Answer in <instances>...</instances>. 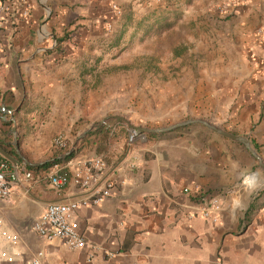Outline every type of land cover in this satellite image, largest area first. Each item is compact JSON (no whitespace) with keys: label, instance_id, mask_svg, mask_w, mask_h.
Here are the masks:
<instances>
[{"label":"crops","instance_id":"obj_1","mask_svg":"<svg viewBox=\"0 0 264 264\" xmlns=\"http://www.w3.org/2000/svg\"><path fill=\"white\" fill-rule=\"evenodd\" d=\"M0 3V148L12 158L0 154L11 172L0 219L18 236L0 251L19 254L0 264H30L36 250L47 264H264V187L243 185L264 171L243 144L189 121L247 136L264 161V0ZM199 45L215 52L208 68L186 62ZM129 126L146 131L128 143ZM96 157L105 168L91 187L49 184L52 165L71 176ZM109 180V197L72 213L86 247L37 235L48 203ZM212 194L216 223L198 211Z\"/></svg>","mask_w":264,"mask_h":264},{"label":"built area","instance_id":"obj_2","mask_svg":"<svg viewBox=\"0 0 264 264\" xmlns=\"http://www.w3.org/2000/svg\"><path fill=\"white\" fill-rule=\"evenodd\" d=\"M227 4L219 7L220 11H224ZM117 10V6H113ZM7 7L0 3V13H5ZM27 13V11H25ZM108 30L111 29V24L107 25ZM137 131L129 129L128 143H132L136 137ZM52 143L57 148H65L67 146V139L63 134H59L52 139ZM105 168V162L102 158L96 157L86 159L77 164L71 176L59 170L58 166L52 165L47 178L48 182L54 188H61L67 185L70 181L78 185L81 189H87L97 179V174ZM11 175L8 164L5 160L0 158V198H4L10 193V184L8 177ZM114 182L109 180L101 188L96 189L91 195H86L78 199L48 203L41 211L38 220L35 222L33 228L37 235L46 240H53L60 238L71 249H81L88 245L86 239L83 237L78 229L77 223L72 219V213L80 207L97 205L105 198L109 197ZM188 192V188L184 189ZM198 211L199 214L216 223L220 218V213L224 208L223 201L217 194H212L208 197H200ZM192 217L193 213L187 214ZM0 239L15 245L18 241V236L12 234L3 228L2 220L0 219ZM95 249V246H91ZM15 250L0 251V258L5 261H13L18 256ZM42 250H36L30 256V264H47L44 260ZM109 256L112 254L108 253ZM93 253L88 254L87 260L90 261Z\"/></svg>","mask_w":264,"mask_h":264},{"label":"water","instance_id":"obj_3","mask_svg":"<svg viewBox=\"0 0 264 264\" xmlns=\"http://www.w3.org/2000/svg\"><path fill=\"white\" fill-rule=\"evenodd\" d=\"M4 109V106L0 107V111ZM189 121H200L203 124H205L206 126H208L209 128L213 129L214 131L218 132L219 134H222L225 137H228L231 140L237 141L241 144H243L245 146V148L249 151V153L255 158V160L257 161V164L259 166V168L261 170L264 171V161L261 157V155L259 154V152L257 151L256 147L253 145V143L250 141V139L247 136H242V135H238V134H234V133H230L227 131H224L220 128H217L214 125L209 124L207 121L205 120H201V119H196V120H189ZM183 124V123H181ZM179 125V124H176ZM175 126V125H173ZM131 129H134L137 131V134H141L142 132H145L146 130H141L140 128L136 127V126H129ZM14 129H12L13 131ZM0 154L3 155L4 157L12 160V158L2 149L0 148Z\"/></svg>","mask_w":264,"mask_h":264},{"label":"rangeland","instance_id":"obj_4","mask_svg":"<svg viewBox=\"0 0 264 264\" xmlns=\"http://www.w3.org/2000/svg\"><path fill=\"white\" fill-rule=\"evenodd\" d=\"M196 40L194 41V43L196 44L197 43V37H195ZM211 47L208 46V48H205L204 45H199L198 46V51H196L195 53H192L191 56H186L185 58L187 59V63L188 64H193L194 62L197 63L198 60H201V62L203 63V65L210 67V61H212V58H214L216 55H215V52L211 54ZM196 63L194 65H196ZM170 73L173 72V69H170L169 71ZM205 83V82H204ZM202 114L206 115L207 119H213V117L211 118V115L208 114V113H204L202 112ZM193 112L192 111H188L187 114H186V117H190V116H193ZM205 119V118H203ZM258 166V164H257Z\"/></svg>","mask_w":264,"mask_h":264},{"label":"clouds","instance_id":"obj_5","mask_svg":"<svg viewBox=\"0 0 264 264\" xmlns=\"http://www.w3.org/2000/svg\"><path fill=\"white\" fill-rule=\"evenodd\" d=\"M244 191L249 195L257 193L262 187H264V182L257 176L254 172H246L243 178ZM234 206H243V201L239 196L233 198Z\"/></svg>","mask_w":264,"mask_h":264},{"label":"trees","instance_id":"obj_6","mask_svg":"<svg viewBox=\"0 0 264 264\" xmlns=\"http://www.w3.org/2000/svg\"><path fill=\"white\" fill-rule=\"evenodd\" d=\"M68 33H69V32L65 33V35L63 36V38H64V37H67ZM1 146H2V145H1ZM0 158L5 160V158H3L2 156H0ZM5 161H6V160H5ZM256 167H257V165H256Z\"/></svg>","mask_w":264,"mask_h":264}]
</instances>
